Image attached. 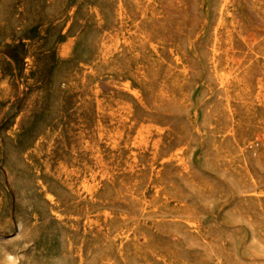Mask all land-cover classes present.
<instances>
[{
	"label": "rangeland",
	"instance_id": "374dc122",
	"mask_svg": "<svg viewBox=\"0 0 264 264\" xmlns=\"http://www.w3.org/2000/svg\"><path fill=\"white\" fill-rule=\"evenodd\" d=\"M0 264H264V0H0Z\"/></svg>",
	"mask_w": 264,
	"mask_h": 264
}]
</instances>
